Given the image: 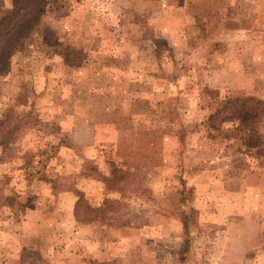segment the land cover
I'll list each match as a JSON object with an SVG mask.
<instances>
[{
  "label": "rangeland",
  "instance_id": "rangeland-1",
  "mask_svg": "<svg viewBox=\"0 0 264 264\" xmlns=\"http://www.w3.org/2000/svg\"><path fill=\"white\" fill-rule=\"evenodd\" d=\"M17 8L40 18L0 73V264H264V110L206 126L229 97L264 100V0ZM74 189L112 203L77 223Z\"/></svg>",
  "mask_w": 264,
  "mask_h": 264
},
{
  "label": "trees",
  "instance_id": "trees-1",
  "mask_svg": "<svg viewBox=\"0 0 264 264\" xmlns=\"http://www.w3.org/2000/svg\"><path fill=\"white\" fill-rule=\"evenodd\" d=\"M20 1L21 0H13L11 10L0 16V73L7 69L12 56L20 46L25 43L30 35H32L39 22V9H33L31 13L13 21L19 13L17 4L20 3ZM59 53L62 54L64 61L67 64H74L68 49L67 51L65 49ZM263 110L264 100L259 97L253 95L229 97L222 106L218 107L208 115L206 126L213 130H220L225 123L231 122L232 124H235L237 121L243 119L249 120L256 118L263 112ZM0 123L3 124L4 121H1ZM235 126L237 127V125ZM12 131L13 128L8 129L7 131H0V145L2 146V150L10 144L9 135H11L10 132ZM109 164V174L101 175V181L107 188L110 190H120L122 189L120 186L130 183V174L122 167L121 163L111 160ZM52 180L53 182L56 181L55 178H52ZM184 185L185 183L183 182V186ZM74 192L77 195V199L73 204L72 215L74 221L77 223H89L93 221L100 209L103 208V205H106V203H112V201L105 199L100 206H92L86 200L81 190L74 189ZM183 196L186 195L183 193ZM186 207V211H183L181 215V223L183 225L184 233L187 236L185 240V243L187 244L192 218L190 215L196 210L189 205Z\"/></svg>",
  "mask_w": 264,
  "mask_h": 264
}]
</instances>
